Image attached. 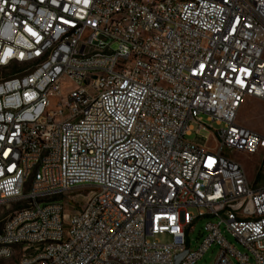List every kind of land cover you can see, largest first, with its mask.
<instances>
[{
	"label": "built area",
	"instance_id": "obj_1",
	"mask_svg": "<svg viewBox=\"0 0 264 264\" xmlns=\"http://www.w3.org/2000/svg\"><path fill=\"white\" fill-rule=\"evenodd\" d=\"M248 100L264 104V0H0V262L196 264L217 246L216 264H264Z\"/></svg>",
	"mask_w": 264,
	"mask_h": 264
},
{
	"label": "rangeland",
	"instance_id": "obj_2",
	"mask_svg": "<svg viewBox=\"0 0 264 264\" xmlns=\"http://www.w3.org/2000/svg\"><path fill=\"white\" fill-rule=\"evenodd\" d=\"M68 86L65 87V89ZM65 92V91H64ZM59 102L58 99H52V109H56V105ZM239 121L243 126L258 132L262 135H264V104L261 102H258L256 100H248L244 106L242 107L240 113H239ZM215 130H218L219 128L214 125ZM207 134L202 133L201 135L192 134L189 137H186V139L190 142L197 143L199 145H203L205 142V136ZM208 137L212 140V136L208 134ZM213 141L210 143L212 144ZM233 158L235 160H238L243 164L245 167L247 176L250 181H253L254 179L258 180V173H257V166L259 164L257 157H247L245 155H234ZM73 201H77L81 203L84 200V197L87 196L89 191H86L84 189H76L73 191ZM67 208L69 211H73V205L67 204ZM14 211V208L12 207H1L0 208V225H2L5 220L9 217V215ZM191 213L195 214L194 210H191ZM216 219L206 217L199 219L197 222L192 224L190 227L186 230V241H187V247H189L191 250H196L198 246L202 243L203 238L205 237V226L209 222H214ZM223 236L227 240V242L232 245L236 250L240 251L243 254H247L244 247H242L235 238H233L230 234L224 232L223 230ZM161 243H170L171 238L167 236H159L157 238ZM219 248L217 246H214L210 248L203 257L196 263V264H216V259L218 257ZM253 262V260L251 261ZM0 264H14V262L7 261V262H0Z\"/></svg>",
	"mask_w": 264,
	"mask_h": 264
},
{
	"label": "water",
	"instance_id": "obj_3",
	"mask_svg": "<svg viewBox=\"0 0 264 264\" xmlns=\"http://www.w3.org/2000/svg\"><path fill=\"white\" fill-rule=\"evenodd\" d=\"M186 255H187V252L178 255L175 259V264H181V262L183 261Z\"/></svg>",
	"mask_w": 264,
	"mask_h": 264
},
{
	"label": "trees",
	"instance_id": "obj_4",
	"mask_svg": "<svg viewBox=\"0 0 264 264\" xmlns=\"http://www.w3.org/2000/svg\"><path fill=\"white\" fill-rule=\"evenodd\" d=\"M258 177H259V175H258ZM258 177H257V178H258Z\"/></svg>",
	"mask_w": 264,
	"mask_h": 264
}]
</instances>
